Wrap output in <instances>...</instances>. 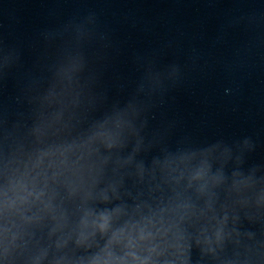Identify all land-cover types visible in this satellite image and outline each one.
I'll return each mask as SVG.
<instances>
[{"label":"clouds","instance_id":"1","mask_svg":"<svg viewBox=\"0 0 264 264\" xmlns=\"http://www.w3.org/2000/svg\"><path fill=\"white\" fill-rule=\"evenodd\" d=\"M11 177H4V202L0 204V222L4 223L8 231L0 236V256L4 264H31V256L29 254V245H25L19 231L13 225L20 223L19 213L16 207L9 206L7 201L13 196L11 191ZM119 251V249H117Z\"/></svg>","mask_w":264,"mask_h":264}]
</instances>
